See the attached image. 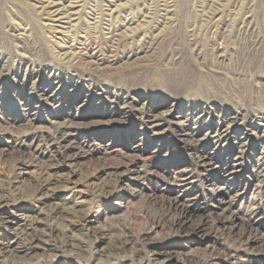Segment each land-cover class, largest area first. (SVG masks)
Listing matches in <instances>:
<instances>
[{
  "label": "rangeland",
  "instance_id": "obj_1",
  "mask_svg": "<svg viewBox=\"0 0 264 264\" xmlns=\"http://www.w3.org/2000/svg\"><path fill=\"white\" fill-rule=\"evenodd\" d=\"M0 264H264V0H0Z\"/></svg>",
  "mask_w": 264,
  "mask_h": 264
},
{
  "label": "bare ground",
  "instance_id": "obj_2",
  "mask_svg": "<svg viewBox=\"0 0 264 264\" xmlns=\"http://www.w3.org/2000/svg\"><path fill=\"white\" fill-rule=\"evenodd\" d=\"M73 3L75 4V2H73ZM62 6H58L57 7L56 4L48 1V2H46L45 5H42V6L39 7V14H41L45 19H48L49 21H53L54 18H57L58 17V15H60L62 13L63 14H66L65 12L66 11L68 12V9L70 8V7H64L63 8ZM114 12H115V10H109V15L108 16L111 17ZM126 28H128V27H126ZM59 51H62L61 55L64 56V58H67L68 57L69 60L70 59L71 60L75 59L76 58V55L79 54V52L76 51V49L73 48V47H67L66 50L60 49ZM27 229L28 228L22 229L20 231V236H24V237H22V239L28 241V243H29L28 246H30V244L32 242V238H29V237L25 236V235H28V233H29V231ZM16 245H18V244H16Z\"/></svg>",
  "mask_w": 264,
  "mask_h": 264
}]
</instances>
